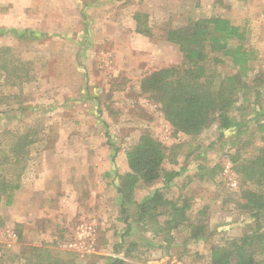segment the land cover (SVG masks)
<instances>
[{
	"label": "rangeland",
	"instance_id": "obj_1",
	"mask_svg": "<svg viewBox=\"0 0 264 264\" xmlns=\"http://www.w3.org/2000/svg\"><path fill=\"white\" fill-rule=\"evenodd\" d=\"M136 14L150 35L135 31ZM215 16L245 28L258 58L250 63L247 100L229 113L242 125L220 130L214 123L193 138L171 128L138 81L183 63L166 41L169 29ZM29 30L42 36L16 37ZM3 48L10 70L0 81V152L19 135L30 133L34 142L20 189L10 205H0V264H105L110 256L128 264H208L212 247L254 227L237 205L247 186L231 157L238 153L241 163L264 148L257 128L264 116L256 118L264 112V0H0ZM214 72L236 69L209 61L206 73ZM144 133L163 144V169L179 176L168 186L162 179L138 183L135 200L166 187L169 198L189 202L187 223L204 219L203 237L191 239L184 227L169 240L136 222L127 231L119 221L114 175L127 171L125 152ZM6 168L15 178L19 170Z\"/></svg>",
	"mask_w": 264,
	"mask_h": 264
},
{
	"label": "trees",
	"instance_id": "obj_2",
	"mask_svg": "<svg viewBox=\"0 0 264 264\" xmlns=\"http://www.w3.org/2000/svg\"><path fill=\"white\" fill-rule=\"evenodd\" d=\"M135 20V31L150 35L149 30L142 29L144 22L139 14L135 15ZM41 36L32 30L16 34L18 39ZM166 41L178 47L183 63L154 70L139 81L140 92L147 94L159 106L164 120L176 132L193 138L214 123L219 124L220 130L240 127L242 124L230 118L229 113L237 107L240 98L247 100V91L251 89L246 81L250 75V63L258 58L257 51L246 45V29L221 16L199 17L189 19L185 26L169 29ZM209 61L213 66L227 61L236 72L227 76L216 72L207 74L206 64ZM9 62L6 49H0V81L10 70ZM256 95H259L257 90ZM256 116H264V112ZM257 128L264 133V122L258 123ZM237 132H240V128ZM33 142L30 133L19 135L8 153L0 152V205L2 201L6 206L10 205L14 192L20 189L27 148ZM164 155L163 144L147 133L139 136L126 150L127 171L123 174L116 171L113 181L118 195L119 221L123 222L127 231L131 223L136 222L143 230L149 227L154 236L164 234L169 240L172 239L171 232L191 227L189 237L197 240L204 236V219H199L196 225L187 223L190 204L186 199L169 198L164 187L154 190L142 202L135 200L138 183L151 184L162 179L168 186L179 176L178 172L163 169ZM235 156L231 157L233 169L240 184L247 186L240 191L237 205L248 213L255 225L240 238L212 247L208 264H264V230L261 225L264 220V148L241 163L237 162L238 153ZM8 165L19 170L15 178H11L12 174L9 178L6 176L10 171L6 168ZM204 169L200 167L199 171ZM214 172L215 169L208 175L212 176ZM198 214L205 217L204 210ZM33 250L41 257L39 249ZM42 256H48V252L42 250ZM42 261L40 259L35 264H42ZM105 264L128 263L122 258L110 256Z\"/></svg>",
	"mask_w": 264,
	"mask_h": 264
},
{
	"label": "crops",
	"instance_id": "obj_3",
	"mask_svg": "<svg viewBox=\"0 0 264 264\" xmlns=\"http://www.w3.org/2000/svg\"><path fill=\"white\" fill-rule=\"evenodd\" d=\"M138 88H139V81H138ZM18 193H16V195H15V197H14V199H15V202L18 200Z\"/></svg>",
	"mask_w": 264,
	"mask_h": 264
}]
</instances>
